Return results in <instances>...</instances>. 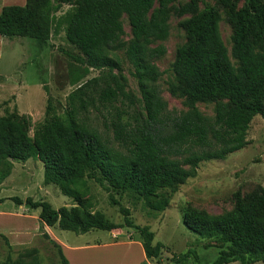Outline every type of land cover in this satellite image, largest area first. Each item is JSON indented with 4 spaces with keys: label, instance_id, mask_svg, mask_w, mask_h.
Segmentation results:
<instances>
[{
    "label": "trees",
    "instance_id": "obj_1",
    "mask_svg": "<svg viewBox=\"0 0 264 264\" xmlns=\"http://www.w3.org/2000/svg\"><path fill=\"white\" fill-rule=\"evenodd\" d=\"M181 1L25 0L24 6L2 8L1 38L32 39L43 47L52 32L63 29L67 42L80 54L75 62L81 68L70 70V83L78 87L67 97L65 110L58 114L48 99L44 123L32 137L25 116H0V186L11 175L12 161L36 156L43 165V184L57 187L74 203L55 210L44 201L10 198L17 206L39 209L41 230L57 226L86 234L134 228L145 255L141 264L159 262L163 245L154 243L148 226L134 225L128 208L110 196L123 217L119 224L91 210L87 179L115 192L133 193L149 210L162 212L169 205L165 191L174 192L194 178L200 163L224 160L243 149L253 118H264V0H218L232 28L230 53L235 64L220 36L217 11L200 9L202 0ZM63 5L70 8L56 17ZM172 15L186 17L180 23L186 40L175 52L169 92L188 109L175 116L161 97V74L154 64L165 49L153 46L168 37ZM123 16L130 27L127 42L122 40ZM118 51H124L133 69L140 100L125 90L124 78L113 73L120 70ZM90 70L99 74L86 79ZM198 103L214 104V116L203 115ZM90 110H114V116L102 115L111 139L96 127ZM182 223L191 233L217 242L218 256L211 264L247 260L264 264L263 187L256 186L246 200L237 194L235 207L221 215L187 210ZM42 235L57 247L60 264H69L62 248L47 233ZM0 238L9 246L6 236ZM191 254L173 255L170 261L187 264ZM3 264L41 263L37 249H30Z\"/></svg>",
    "mask_w": 264,
    "mask_h": 264
},
{
    "label": "rangeland",
    "instance_id": "obj_2",
    "mask_svg": "<svg viewBox=\"0 0 264 264\" xmlns=\"http://www.w3.org/2000/svg\"><path fill=\"white\" fill-rule=\"evenodd\" d=\"M205 6L214 8L219 14L220 36L231 62L235 64L230 53L232 28L227 14L218 0H202L200 9ZM242 6L243 2H240L238 7ZM69 8L68 5H63L55 16H61ZM184 19L186 17L172 15L168 22V37L153 45L165 49L164 55L155 60L154 64L161 74L158 80L161 97L171 116L188 109L182 99L173 97L169 92V85L174 81L172 64L175 52L186 40L185 32L180 27ZM122 22L125 33L122 40L127 42L131 35L125 16ZM116 55L120 70L113 73L123 77L125 90L140 100L137 82L132 76L133 69L124 56V51H118ZM78 56L79 52L67 42L63 29L57 33L52 32L43 47L32 39L0 37V116L6 113L25 116L30 123L29 135L32 137L34 130L44 123L48 99L58 114L65 110L67 97L78 87V84L72 86L70 83V70L81 68L75 62V57ZM98 74L99 71L90 70L86 79ZM115 106L119 107L120 103ZM196 107L203 115L214 116V104L198 103ZM89 115L96 127L111 139L112 134L104 127L102 115L114 116V110H109L108 113L90 110ZM246 140L247 145L243 149L228 155L224 160L200 163L194 178L188 179L174 192L165 191L169 205L162 212L149 210L144 201L133 193L112 191L92 179H87L89 195L86 199L89 200L92 211L103 213L113 223H123V217L118 206L112 205L110 196L120 206L128 208L134 225L148 226L154 233V243L163 245L161 264H173L170 261L173 255L180 256L189 251L192 254L187 264H211L218 256V248L214 247L217 242L191 233L183 225L182 216L190 209L209 215L227 213L235 207L237 194L240 199L246 200L256 186L264 188V118H253ZM12 164L11 175L3 182L0 190V199H3L0 202V234L9 241L8 246L0 238V264L5 263L8 258H18L21 253L30 249H37L41 264H60L57 247L44 238L43 233H47L53 242L56 239L64 246L62 250L69 264H135L139 261L137 249H128L124 243L125 239L140 237L134 228H123L114 232L115 234L100 230L76 234L62 231L57 226L48 227L49 229L43 227L41 230L38 222L39 209L31 210L25 204L17 206L10 198L44 201L55 210L71 207L74 203L62 195L57 187L43 184V165L36 156H31L25 162L12 161ZM112 239L121 243L115 247H90Z\"/></svg>",
    "mask_w": 264,
    "mask_h": 264
},
{
    "label": "crops",
    "instance_id": "obj_3",
    "mask_svg": "<svg viewBox=\"0 0 264 264\" xmlns=\"http://www.w3.org/2000/svg\"><path fill=\"white\" fill-rule=\"evenodd\" d=\"M12 5H16V6H24L25 5V0H0V12L2 10L3 7L5 6H12ZM0 190H1V186H0ZM44 228L46 229H49L47 226H44ZM112 234H115L114 232ZM55 240V242L57 244H60L61 248H64V246L56 239H53ZM126 241L124 243H126L128 246V249H132L133 247H135L139 253V261H137L135 264H141L144 260H145V255H144V252H143V249H142V246H141V240L136 237V238H128L125 239ZM123 242V241H122ZM121 243L120 241L118 240H110V241H107V242H103V243H96L97 245H92L90 247H104L105 245L108 246V247H115V246H118V244ZM101 245V246H99ZM63 251V250H62ZM219 251V250H218ZM69 262V261H68ZM162 263V260H160L159 262L157 261H151L149 262V264H161ZM229 264H236V262H231ZM246 264H262L260 261H250V260H247L246 261Z\"/></svg>",
    "mask_w": 264,
    "mask_h": 264
}]
</instances>
